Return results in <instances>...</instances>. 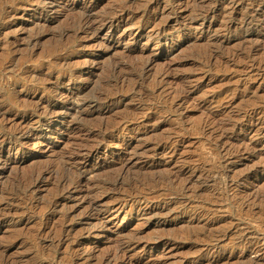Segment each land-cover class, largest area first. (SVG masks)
<instances>
[{"label":"rangeland","instance_id":"1","mask_svg":"<svg viewBox=\"0 0 264 264\" xmlns=\"http://www.w3.org/2000/svg\"><path fill=\"white\" fill-rule=\"evenodd\" d=\"M107 259L264 264V0H0V264Z\"/></svg>","mask_w":264,"mask_h":264},{"label":"bare ground","instance_id":"2","mask_svg":"<svg viewBox=\"0 0 264 264\" xmlns=\"http://www.w3.org/2000/svg\"><path fill=\"white\" fill-rule=\"evenodd\" d=\"M159 3V2H158ZM44 11H47L46 9H44ZM149 11V10H148ZM210 12H211V10H205V11H201L199 14H200V16H202V17H207L208 18V15L210 14ZM45 13V12H44ZM47 13V12H46ZM86 13V12H85ZM84 14V13H83ZM82 14V15H83ZM148 14H149V12L148 13H146L145 14V18L146 19H142V21H147V22H150V21H152V19H151V16L149 17L148 16ZM90 15V14H89ZM88 14H86V15H83L82 17H81V15H80V18L78 17V19L75 21V22H73V25H74V27H75V29H76V26H77V29H79L78 28V26L80 27L83 23H87V24H89V29L87 30V31H92V32H96V31H98V29H99V27H107V28H109V29H111V28H113V26H114V23H115V21H118V20H116V18H114V17H111L110 19H108V18H103V20L101 19L100 21L102 22L101 24H102V26H100V24L99 25H97L94 21H92L89 17ZM206 18V19H207ZM140 19V18H139ZM118 24H120V22L118 21L117 22ZM127 24V23H126ZM241 25V24H240ZM72 28V27H71ZM67 29V28H66ZM69 29H70V27H69ZM74 29V28H73ZM71 30V29H70ZM64 31H67V30H64ZM77 31V30H76ZM74 32V31H73ZM162 32H163V30L161 31V32H158L157 34L159 35V34H162ZM63 33V32H62ZM153 35V34H152ZM73 99V98H72ZM78 100V99H77ZM77 100H70V102L71 103H77L76 101ZM79 102V101H78ZM61 130V129H60ZM93 148V147H92ZM95 148V147H94ZM93 148V149H94ZM87 149V148H86ZM93 149H88L87 150V152H82V153H80L82 156H85V155H87V157L88 156H92V155H95L96 153V151L95 150H93ZM78 154V153H77ZM75 158V157H74ZM64 165V164H63ZM61 166L62 168V170L61 171H63L64 169H63V167L65 166ZM67 167V166H66ZM65 168V167H64ZM51 170V169H50ZM49 170V171H50ZM67 170H68V168H67ZM45 171V170H44ZM69 171V170H68ZM68 171H66V172H68ZM41 172H43L42 170H41ZM65 172V171H64ZM65 172V173H66ZM45 173V172H44ZM52 173V172H51ZM54 173V172H53ZM57 173V172H56ZM38 175L37 176H39V174L40 173H37ZM42 174V173H41ZM50 174V173H49ZM64 174V173H63ZM62 174V176L60 175V177H58V178H60L59 179V188H60V186L62 187V186H64V184H66V183H73V181H72V179H71V177L69 176V174L68 173H66V175H63ZM59 175V174H58ZM37 176H36V178H35V180H34V183L37 181L36 179H38L37 178ZM41 176V175H40ZM56 176H57V174H56ZM117 177V176H116ZM119 177V176H118ZM121 178V177H120ZM40 179V178H39ZM43 179V178H42ZM120 180V179H119ZM141 181V180H140ZM139 181V182H140ZM76 182H77V179H76ZM75 182V183H76ZM113 182L116 184L118 181H117V178H115V180L113 179ZM121 182V181H120ZM33 183V184H34ZM39 183V182H38ZM79 183V182H78ZM67 184V185H68ZM120 184H122V182L120 183ZM35 185V184H34ZM66 185V186H67ZM70 185V184H69ZM72 185V184H71ZM74 185V184H73ZM114 185V184H113ZM65 187V186H64ZM59 190H61V189H59ZM63 190V189H62ZM53 202L54 201H52L51 203L53 204ZM54 204H56V202H54ZM90 204V203H89ZM57 205V204H56ZM154 239V238H153ZM59 241H62V238H59ZM102 264H110V259H107V260H104L103 262H102Z\"/></svg>","mask_w":264,"mask_h":264}]
</instances>
